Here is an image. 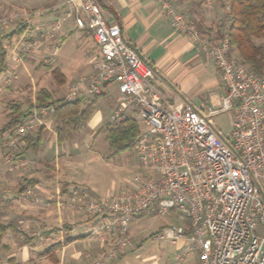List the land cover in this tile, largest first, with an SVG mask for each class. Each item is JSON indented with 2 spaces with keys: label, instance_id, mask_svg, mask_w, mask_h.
I'll return each mask as SVG.
<instances>
[{
  "label": "built area",
  "instance_id": "1",
  "mask_svg": "<svg viewBox=\"0 0 264 264\" xmlns=\"http://www.w3.org/2000/svg\"><path fill=\"white\" fill-rule=\"evenodd\" d=\"M67 3L76 28L92 30L99 54L93 72L71 83L59 99L71 102L94 97L115 84L116 107L109 121L128 115L125 112L138 117L140 131L133 146L147 172L133 178L137 183L133 189L105 198L79 202L76 191L65 198L57 192L59 209L78 207L95 220L89 229L104 248L92 264H109L131 247L134 237L128 234V223L152 210L161 215L179 211L188 220V232L182 225L169 224L156 236L172 244L185 237L189 241L164 264H181L194 249L200 264H264V234L254 233L258 223L264 226V76L231 57L226 32L213 41L197 31L187 14L171 12L172 27L187 31L191 41L208 52L225 88L217 108L172 104L154 84L153 68L124 41L118 24L104 21L94 0ZM1 26H7L6 17L0 18ZM36 109L38 114L19 124L5 140L9 171L28 166L17 153L19 143L53 113L54 106ZM222 112L231 114L232 129L220 138L211 124ZM31 196L28 189L19 197ZM42 200L40 196L32 199L35 204ZM111 235L114 238L109 241ZM40 239L47 243L50 237Z\"/></svg>",
  "mask_w": 264,
  "mask_h": 264
},
{
  "label": "crops",
  "instance_id": "2",
  "mask_svg": "<svg viewBox=\"0 0 264 264\" xmlns=\"http://www.w3.org/2000/svg\"><path fill=\"white\" fill-rule=\"evenodd\" d=\"M94 1L99 6L104 21L118 24L121 27L124 41L132 46L140 57L153 68V82L163 99L172 104L189 102L200 109H204L207 106L214 108L220 106L221 97L225 94L220 71L214 65L208 52L191 41L187 31H176L172 27L171 12L187 14L193 20L194 26L202 33H200L201 35L214 38L213 36L216 35L217 29L221 28L228 12L226 0ZM69 11L70 7L67 0H0V16L11 18V20L23 17V22L25 21L27 24L25 30L27 34L24 32L20 37L15 38L17 39V44L25 41L26 36H30L36 31L43 30L45 32L46 39L42 43L40 52L49 59V62L46 63L55 64L56 67L60 68L66 78V83L69 78H73V81H76L82 76L90 75L93 72L94 65V57L84 56L86 47L85 52L81 56H74L70 51L72 49H68L69 45L71 44L72 47L76 41H79V45L84 47V43L87 45L88 40V38H82L78 34V29L73 19L68 16ZM73 30H76V38L70 40L71 36L74 37V34H72ZM90 38L95 41L93 36ZM12 41H5V46L7 47V43L9 44ZM29 45L30 42L28 41L26 46L28 47ZM231 57L238 61L235 51H231ZM60 64L72 65V67L59 66ZM31 105L37 107L35 98L31 100ZM32 115L31 113V116L25 121L33 119ZM47 117H50L49 121L48 119L46 121ZM42 121L40 125H35V132L22 139L17 150V153L28 161L26 168L16 171L8 170L4 160L6 152L5 141H1V143L3 142L1 146L4 148L3 153L0 154V195H2V201H5L7 205L9 203V205L17 204L18 197L16 196H20L22 192L17 193L14 191L15 185L23 177L37 179V184L30 188L32 191L30 199L32 200L34 196L41 197V195L45 198L54 199L55 212L37 210L36 208L27 209L28 211L26 212V208L21 205L19 206L20 210H18V207L16 208L21 214L18 221L21 219L20 222L23 221V223L28 225L29 230L30 228L36 229L39 225L48 226V224L52 223V218H54L58 224L55 229L49 227L51 229L46 234L40 228L34 234L42 232L43 235L50 237L49 241L53 240L54 243L59 242L61 244V248L56 251L57 262L53 263L44 254L53 243L50 244L51 242H49L47 244L49 246L42 254L52 264H92L93 258L104 248L99 236L89 229L95 223L94 218L86 215L78 207L74 208V210L59 209L56 205L57 192H59L61 198L66 197V194L62 193L61 190L63 183L68 184L70 193L76 191L83 199L84 197L87 198V196L91 199V196L87 194L89 193V188L83 187L78 190L77 187H71L69 182L61 178L60 168L54 163L55 161L46 157L47 154L44 150H47L52 142H55L56 134L53 132L54 120L52 114L47 115ZM41 127L45 131L53 132L54 138L48 137L49 140L41 144V148L37 152L27 149L25 153H22V149L26 146L28 139L33 137ZM44 136L45 132L43 138ZM30 152L36 159L37 157L39 159L44 157L46 161H50L45 166L52 172L51 175L42 172L44 178H40L36 174L29 173ZM48 181L54 183V189L47 183ZM80 197H78L79 202L83 200ZM3 219L5 220V217ZM0 223L12 224V227H9L3 235L0 246L10 251V261L13 264L23 257L27 259V264H30L33 256L42 252L35 249L39 246H46L42 242H36V238L39 240L40 237L35 235L34 237L29 234L28 230L24 231L16 222L0 221ZM10 230L16 233L17 236H23L21 239L24 241H19L20 245L18 241L15 242V247L5 242L7 232ZM54 237H57L55 241ZM113 238L114 235H111L109 241ZM79 241L82 243L81 249L74 247L73 252H66L68 246ZM186 241L188 239L185 237L177 245L182 246ZM109 264H116V260L111 261ZM197 264H200L199 260Z\"/></svg>",
  "mask_w": 264,
  "mask_h": 264
},
{
  "label": "rangeland",
  "instance_id": "3",
  "mask_svg": "<svg viewBox=\"0 0 264 264\" xmlns=\"http://www.w3.org/2000/svg\"><path fill=\"white\" fill-rule=\"evenodd\" d=\"M1 17L2 16H0V18ZM21 21H23V17L14 20L7 18V26L0 27V36L10 33L16 24ZM197 31L199 32L198 29ZM77 32L82 38H88L87 45L84 43V47H81L79 41H76L73 43L72 47L70 44L68 49H72L70 51L74 56H81L85 52L86 47L84 56L86 55L89 58L94 57V61L99 54V46L90 38L92 36V30L86 28L85 30H77ZM25 33L27 34V32ZM72 34H74V37L71 36L72 38H70V40L76 38V30H73ZM205 37L209 38L208 36ZM213 37H215V35ZM45 39V32L40 30L30 36H26L25 41L19 44L16 43L17 39L15 38L9 44L7 43V69L4 73L0 74V127L7 120L8 109L6 103L11 98L18 97L24 101L25 105H27L29 101L35 98L36 91L43 87L50 90L54 99L61 102L62 100L59 98L62 99L64 91L74 82L73 78H69L67 83L59 88L49 69L42 65L48 64L46 62H49V59L40 52L42 43ZM28 41L30 42V45L27 47L26 43ZM257 42H264V36L257 39ZM59 66L67 68L72 67V65L66 64H60ZM106 91L107 93L101 96L94 104V110L90 117L85 122H80L78 129L73 133L72 139L64 143H57L55 140L51 145L48 144L49 148L47 150H44L47 154L46 157L55 161L54 163L60 168L61 178L69 182L71 187H77L78 190H81L83 187L89 188V193L87 194L91 196V199L105 198L109 194H117L119 192L131 190L137 185L133 178L138 175L143 177L147 174L139 163L138 154L134 146L116 154H112L107 147L105 129L102 127H104V124L109 121V116L116 107L115 96L117 91L115 84L108 86ZM92 98L93 97H86L81 100L83 103L84 101L90 102ZM36 108L37 107L31 106V113L33 115L38 114V109ZM125 114L130 115L129 112H125ZM135 118L138 119L136 115ZM47 119L49 121L50 117H47L46 121ZM231 119V114L229 112L217 114L212 119L213 122L211 124V129L220 138L226 137L232 129ZM53 132L45 131L42 144L49 140L48 137L51 139L54 138ZM6 138L7 136L5 135L3 140L5 141ZM1 145H3V142L0 143V154L3 153L4 150ZM30 156L31 161H29V173L36 174L40 178H44L42 172H45L48 175L52 174V172L45 166L50 161H46L44 157L42 159L37 157L36 159L31 152ZM47 183L51 185L52 189H54V183L51 181H48ZM262 184L264 183L262 182ZM71 194L72 192L66 194V196ZM1 197L2 195H0V221L16 222V224L21 226L24 231L28 230V225L23 223V221L20 222L21 219L18 221V218L21 217V214H19L18 211L20 210L19 206L22 205L23 208H26V212L28 211L27 209L30 208L55 212L54 208H56L54 199L48 197L45 198L42 195L43 202L40 204H35L30 198L24 199L16 196L18 197V201L16 200L17 204L11 203L12 205H9V203L7 205L5 201H2L3 199ZM78 197H80V194H78ZM80 198L83 199L82 196ZM86 199H89L88 196L87 198L84 197L82 201ZM17 207L18 210L16 209ZM3 217H5V220ZM51 221L52 223L48 224V226L39 225L36 229L30 228L28 230L29 234H32L33 236L35 235L36 237H44L45 235H43L42 232H38L40 235L34 234V232H36V230L39 231V229L42 228L47 234L51 229H49V227L55 229L58 225L57 221H55L54 218H52ZM169 224H179L187 228L188 220L182 213L174 210L164 215L152 210L151 212H145L136 216L127 225L128 234L134 236L133 245L127 248L124 252H121V254L114 259L116 260V264H164L172 261L175 254L181 252L189 245V241H186L184 245L179 246V244L177 245L179 242L172 244L167 240L156 237L160 234L161 229ZM254 233L256 235L264 234L263 224L258 223ZM21 237L19 235L17 236L16 233L11 232L10 230L7 232L5 242L12 247H15V242L18 241V244L20 245L19 241H24ZM53 239L55 241L57 237H54ZM39 240L36 238V242L44 243L43 240ZM49 242H51L50 244L54 243L53 240H51L44 243L46 246H39L35 249L36 251L42 252H40L41 254L33 256L32 260H30V264H52L50 260L42 254L49 246L47 245ZM74 247L81 249L82 243L79 241L76 244L68 246L66 252H73ZM198 260L197 251L195 249L189 250L181 264H197ZM0 264H13L10 261V251L2 246H0ZM14 264H27V259L24 257L20 258V260Z\"/></svg>",
  "mask_w": 264,
  "mask_h": 264
},
{
  "label": "trees",
  "instance_id": "4",
  "mask_svg": "<svg viewBox=\"0 0 264 264\" xmlns=\"http://www.w3.org/2000/svg\"><path fill=\"white\" fill-rule=\"evenodd\" d=\"M203 1V0H199ZM228 12L225 21L218 28L213 41H218L224 32L229 37L231 51H235L238 62L247 66L250 70L264 76V42H257V39L264 36V0H226ZM26 22H19L10 33L0 36V74L7 69V49L5 41H12L20 37L26 30ZM50 70L56 85L60 88L66 83V78L59 67L51 64H42ZM107 93L105 91L96 95L90 102H82L77 99L71 102H63L54 99L53 94L46 88H40L35 93L37 107L54 105L52 117L54 120V132L58 143H64L73 137V133L78 129L81 121H86L94 110V104L98 99ZM31 101L27 105L18 97L11 98L6 107L7 120L0 127V143L3 137H7L31 116ZM105 140L107 147L112 154L128 150L133 147V141L140 131V124L133 116L121 114L115 121H107L104 124ZM45 129L41 127L37 133L30 137L26 146L22 149L25 153L27 149L37 152L41 148ZM37 179L23 177L15 185L14 191L21 193L33 188L37 184ZM62 193L69 194L67 183L62 184ZM12 224L0 223V241L6 230ZM188 232V227L186 228ZM61 248L59 242L53 243L44 254L53 262H57L56 251Z\"/></svg>",
  "mask_w": 264,
  "mask_h": 264
}]
</instances>
